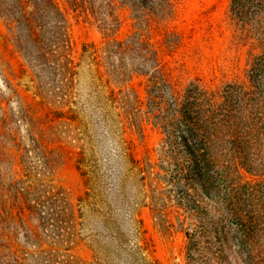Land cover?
Listing matches in <instances>:
<instances>
[{"label": "trees", "instance_id": "obj_1", "mask_svg": "<svg viewBox=\"0 0 264 264\" xmlns=\"http://www.w3.org/2000/svg\"><path fill=\"white\" fill-rule=\"evenodd\" d=\"M59 1L101 22L104 44L75 52ZM165 1L0 0V18L34 73L36 94L77 125L92 120L113 142L112 150L100 156L87 128L78 132L77 168L85 191L77 208L53 184L52 157L35 136L30 140L40 172L24 164L25 177L8 185L13 186L9 196L55 243L77 227L87 232L92 264H158L147 255L138 217L147 206L160 228L183 236L187 264H264V200L253 201L264 197L259 187L264 174L245 153L264 133V24H258L264 0H230L228 5L243 34L260 35V53L250 51L245 60L246 82L204 87L170 81L157 51L141 34L117 35V2L154 13ZM138 77L143 100L130 86ZM82 78L88 94L80 116L76 89ZM145 120L163 135L155 160L135 158L122 137L123 121L138 127ZM176 182L183 186L178 194L164 189ZM30 257V264H72L57 251L39 250ZM27 260L0 251V264Z\"/></svg>", "mask_w": 264, "mask_h": 264}, {"label": "rangeland", "instance_id": "obj_2", "mask_svg": "<svg viewBox=\"0 0 264 264\" xmlns=\"http://www.w3.org/2000/svg\"><path fill=\"white\" fill-rule=\"evenodd\" d=\"M230 0H166L157 10L140 6L131 7L117 2L115 15L119 19L118 37L141 34L157 51L162 71L172 82H196L201 86H214L230 82H246L245 60L248 52L260 53L257 38L260 35L244 34L239 24L228 12ZM60 7L66 14L68 32L75 52L83 45L104 44L101 22L90 14L70 10L63 1ZM264 24V16L258 18ZM255 24V23H249ZM264 46V41H263ZM142 78H134L130 86L144 99ZM34 73L16 48L13 36L0 18V251L5 255L25 257L42 250L60 252L71 259L72 264H92L94 249L87 232L76 228L62 242L45 237L37 222L20 213L9 192L12 181L25 177V165L38 174L40 161L35 157L31 138L42 143L52 157L50 178L60 188L68 203L77 208L85 191L83 178L77 168L81 142L76 136L87 128L92 146L100 156L112 150L113 142L105 138L102 130L92 121L83 119L77 125L60 117L58 106L51 105L36 94ZM82 78L76 92L79 101L78 114L82 116L88 91ZM113 89L119 86L112 84ZM81 106V107H80ZM123 139L130 145L135 158H158L163 138L161 131L149 121L132 127L123 121L120 125ZM245 153L264 174V133ZM26 150V151H25ZM172 170V168H169ZM36 175L33 174V179ZM27 188L32 186H16ZM260 189H264V186ZM172 195L183 190L178 182L164 186ZM264 197L253 198L263 202ZM144 230V243L148 257L158 264H187L185 240L177 229L165 231L157 225L150 207L138 211ZM171 221L175 222L171 217ZM40 234L41 239L35 238ZM52 264V262H50Z\"/></svg>", "mask_w": 264, "mask_h": 264}]
</instances>
